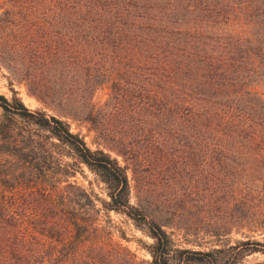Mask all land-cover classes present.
Segmentation results:
<instances>
[{
    "label": "trees",
    "instance_id": "1",
    "mask_svg": "<svg viewBox=\"0 0 264 264\" xmlns=\"http://www.w3.org/2000/svg\"><path fill=\"white\" fill-rule=\"evenodd\" d=\"M4 4L0 66L38 102L93 126L104 145L91 151L61 120L63 116L31 112L15 95L9 100L0 95L4 118L28 126L18 130L0 124L4 153L44 174L47 170L39 161H51L55 141L99 178L109 201L99 202L97 208L94 197L70 184L52 192L0 190V264L86 261L62 237L74 233L80 237V230L88 228L86 219L96 221L100 211L121 214L145 228L152 240L146 248L149 264H240L246 256L264 255V244L251 240L207 251L175 248L150 208L130 204L128 172L133 178L139 170L149 173L153 160L175 162V168L177 161L196 153L206 158L226 154L219 143L238 140L232 107L225 116L210 107L222 99L214 57L208 65L213 93L205 97L203 91L201 0H4ZM105 81L110 82V99L94 109L87 97ZM112 117L119 131L111 129ZM207 140L211 147L200 152L197 147ZM90 250H97L90 264L103 253L108 256L102 247ZM124 264H135L134 258Z\"/></svg>",
    "mask_w": 264,
    "mask_h": 264
},
{
    "label": "rangeland",
    "instance_id": "2",
    "mask_svg": "<svg viewBox=\"0 0 264 264\" xmlns=\"http://www.w3.org/2000/svg\"><path fill=\"white\" fill-rule=\"evenodd\" d=\"M201 1L203 91L205 97L213 93L208 65L214 57L218 95L222 99L210 107L221 116L229 114L228 107H232L238 140L234 144L219 143L220 150H227L226 154L206 158L196 153L193 158L186 156L177 161L175 168V162L153 160L147 169L149 173L139 170L133 178L128 172L130 204L150 208V214L163 225L178 249L207 251L246 240L264 244V0ZM4 7V0H0V14ZM110 94V82L105 81L87 97V102L94 109L102 108ZM0 95L8 100L15 95L31 112L63 116L64 110L31 97L24 84L4 66H0ZM11 119L8 121L0 111V124L4 127L28 128ZM61 120L67 122L70 131L78 134L91 151L104 148L90 124L64 116ZM111 120V129L119 131L115 119ZM53 143L51 161H39L47 170L44 174L6 155L0 143V190L10 187L52 192L70 184L94 197L97 208H101L99 202L109 201L105 186L68 148ZM210 143L207 140L197 148L201 152ZM86 220L88 228L80 230V237L75 233L62 237L72 242L74 252L83 256L81 260H86L77 264H90L89 258L97 252L90 248L98 247L107 251L108 256L103 253L95 264H124L129 257L134 258L135 264H149L146 248L152 240L144 227L107 211H100L96 221ZM240 264H264V255L246 256Z\"/></svg>",
    "mask_w": 264,
    "mask_h": 264
}]
</instances>
